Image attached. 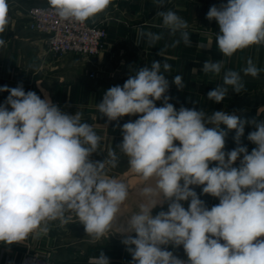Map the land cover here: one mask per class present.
Returning <instances> with one entry per match:
<instances>
[{"label":"clouds","instance_id":"9594fccd","mask_svg":"<svg viewBox=\"0 0 264 264\" xmlns=\"http://www.w3.org/2000/svg\"><path fill=\"white\" fill-rule=\"evenodd\" d=\"M111 2L48 0L60 20L80 24ZM154 3L163 8L165 0ZM8 7L7 0H0V34L9 23ZM157 15L170 34L179 32L180 40L191 45L182 17L171 10ZM206 19L218 24L215 42L223 56L264 44V0H227L211 6ZM136 34L137 42L146 39L150 45L162 39L143 30ZM4 45L0 38V47ZM171 67L153 61L123 86L107 89L96 106L109 122L138 116L120 126L122 142L116 147L127 157L129 170L140 177L135 189L106 174V164L117 166L115 150L108 152L107 160L91 159L99 153L101 137L82 121V113L69 115L50 98L26 92L22 84L0 86V92L9 93L0 104V242L12 245L30 234L46 235L50 222L64 225L75 216L95 241L113 230L134 232L122 240L133 264H264V121H248L223 110H177L169 102L164 75ZM222 68V60H206L202 72L219 75ZM242 71L255 78L261 69L249 58ZM172 83L178 90L185 87L180 75ZM228 86L235 93L244 89L239 72L225 71L223 84L207 93L208 100L224 101ZM248 123L255 127L247 135L256 145L250 153L241 143ZM221 125L235 131L236 147L230 151H225L228 131ZM191 186H202V194L219 203L209 209ZM133 192L136 212L129 203ZM182 202H189L187 209ZM164 203L167 210L153 216L152 210ZM129 212L126 227L116 229L118 218ZM168 246H182L186 259ZM88 264H110V259L100 252L89 257Z\"/></svg>","mask_w":264,"mask_h":264},{"label":"crops","instance_id":"0c3cea01","mask_svg":"<svg viewBox=\"0 0 264 264\" xmlns=\"http://www.w3.org/2000/svg\"><path fill=\"white\" fill-rule=\"evenodd\" d=\"M7 2L9 23L5 32L0 34V38L5 40V45L0 47V86L16 87L22 84L26 92L34 91L42 99L50 98L61 111L69 115L82 113V121L92 125L101 137L99 153H93L91 159L103 161L108 159L110 150L117 153V166L106 164L105 172L109 177L124 179L127 183L141 182L140 177L129 170L127 157L116 148L122 142L120 126L130 120L134 122L138 116H124L118 121L109 122L96 106L102 101L107 89L123 86L129 76L142 67H150L153 61H160L161 65L167 62L172 66L171 71L164 75L169 80V102L177 110L181 106L204 110L208 114L223 110L248 121H264V44L238 50L231 57L223 56L215 42L219 34L218 24L215 20L206 19L211 6H219L227 0H165L163 8L158 7L154 0H112L104 12L86 21L102 24L108 32L104 50L92 58L74 54L55 56L48 51L46 37L27 27V10L32 6L49 5L48 0ZM167 10L174 11L187 22L185 31L190 34L191 45H185L180 40L179 32L172 35L163 26L162 17L157 13ZM141 30L159 34L162 39L152 45L146 39L137 42L136 33ZM177 40L180 43L173 46ZM202 44L211 46L201 48ZM249 58L261 69L255 78L245 76L242 71ZM206 60H222L221 73H203ZM227 70L241 74L244 89L235 93L228 86L224 101L216 103L208 100L207 93L223 84V74ZM90 74L95 77L91 78ZM176 75L183 78L185 87L182 90L172 83ZM8 95L7 92H0V104L4 103ZM156 104L159 107L162 101ZM221 128L228 131L225 125H221ZM254 130L253 124H246L245 134L241 138L242 145L247 146L249 153L256 145L247 140V135ZM234 135V130L228 131L225 151L236 147ZM211 166H215V162ZM234 166H239V160ZM191 187L209 209L219 203L218 198L202 194V186ZM188 203L182 202L186 209ZM161 210H167V203L154 208L152 215L155 216ZM125 224L126 219H123L115 228L120 229ZM49 229L46 235L37 237L30 234L25 240L12 245L0 242V264H23L28 252L47 255L53 264H88L89 257L98 256L100 252L109 257L110 264H133L122 240L127 235L135 236L134 232L113 230L107 238L95 241L85 233L83 225L75 216L64 225L59 221L50 222ZM168 250L186 259L182 246H168Z\"/></svg>","mask_w":264,"mask_h":264},{"label":"built area","instance_id":"2783aa9c","mask_svg":"<svg viewBox=\"0 0 264 264\" xmlns=\"http://www.w3.org/2000/svg\"><path fill=\"white\" fill-rule=\"evenodd\" d=\"M27 27L37 34L44 35L49 53L58 57L68 54L85 58L98 56L104 50L108 37L104 25L62 21L50 5L30 7L27 10ZM90 77L94 78L95 75L90 74ZM23 264H53V262L47 255L28 252Z\"/></svg>","mask_w":264,"mask_h":264},{"label":"rangeland","instance_id":"374dc122","mask_svg":"<svg viewBox=\"0 0 264 264\" xmlns=\"http://www.w3.org/2000/svg\"><path fill=\"white\" fill-rule=\"evenodd\" d=\"M141 182H139V183H136L135 184V182H129L128 183V185H129V188L130 189H135L136 188V186L138 185V184H140ZM136 185V186H135ZM131 191V190H130ZM136 197H135V194H134V192H133V199L132 200H130V207H131V211L132 212H136V211H138L139 209H138V207H137V204H136ZM130 214H131V212H129V213H127L125 216H121V217H119L118 218V221H120V222H118L117 224H116V226H118L121 222H122V220L123 219H127V217L128 216H130ZM124 227H126V224L125 225H123Z\"/></svg>","mask_w":264,"mask_h":264}]
</instances>
